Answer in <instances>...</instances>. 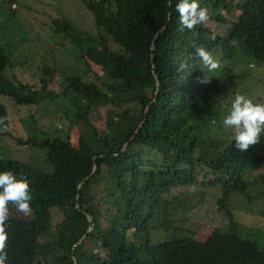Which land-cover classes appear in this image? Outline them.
Here are the masks:
<instances>
[{"label":"trees","instance_id":"1","mask_svg":"<svg viewBox=\"0 0 264 264\" xmlns=\"http://www.w3.org/2000/svg\"><path fill=\"white\" fill-rule=\"evenodd\" d=\"M16 1L21 3L0 0V20L15 19ZM81 2L93 14L95 33L66 16L53 19L52 28L92 80L45 63L48 76L33 82L9 78L4 72L11 60L0 23V96L25 107L62 99L60 108L69 107L73 126H83L85 144L77 145L70 134H49L30 111L10 117L0 101V138L47 149L53 167L46 173L25 161L0 159V171L28 181L32 195L28 213L8 205L9 264H264V246L256 235L242 234L227 205L233 193L251 201L260 195L250 194L257 180H246L245 173L264 160V126L246 150L238 149L225 129L220 135L207 131L226 113L205 118L204 103L217 88L201 83L205 73L193 64L199 63L195 46L221 60L244 53L264 61V0H199L207 22L183 31L176 0ZM225 25L223 35L218 29ZM57 76L61 91L51 86ZM100 107H106L102 130L90 120ZM16 120L27 123V139L7 132ZM100 178L99 191L93 184ZM260 178L264 181V174ZM183 187L201 195L205 187L220 188L218 208L230 229L215 228L198 238L174 227L168 238L153 243L156 215L166 216Z\"/></svg>","mask_w":264,"mask_h":264},{"label":"rangeland","instance_id":"2","mask_svg":"<svg viewBox=\"0 0 264 264\" xmlns=\"http://www.w3.org/2000/svg\"><path fill=\"white\" fill-rule=\"evenodd\" d=\"M13 8L17 10L15 19L0 20L1 43L5 44L11 60V67L4 72L6 76L18 82L23 80L33 82L36 78L48 76L42 71L43 63H45L67 74L76 73L88 80L94 79L92 73L88 74L89 70L85 69L84 63L76 62L71 51L61 44L62 36L52 28L53 19L66 16L73 19L77 27L88 30L92 34L95 33L93 14L85 8L81 0H21V3L18 1L13 3ZM211 25L214 26V24ZM227 27L226 25L221 26L218 32L226 35ZM216 58L220 66L215 72L209 74L208 86L217 88V91L216 94L209 92L211 97L204 103L205 118L220 110L227 113L231 99L236 93L244 94L255 102L264 103V61L254 60L244 53H238L230 60H221V56ZM90 70L95 73L96 69L91 67ZM96 71L100 74L102 81H110L105 73ZM51 78L48 77L50 82ZM56 78L51 86L61 91L60 78L58 76ZM144 81L150 83L151 79L146 76ZM147 91L151 93L152 87H147ZM0 101L6 105L10 117H13L14 113L17 116L30 111L39 118L37 125L41 126L44 131L63 138H67L70 134L74 143L85 146L80 136L83 126H73V117L69 107L65 105L60 108L64 105L62 99L44 100V103L28 107L16 105L6 95H1ZM105 119L106 107H100L99 112L91 116L90 120L102 130L105 128ZM212 125L206 127V130L215 135L223 133L222 123L213 122ZM7 132L22 139H27L29 135L25 121L21 124L16 120L9 126ZM0 159L25 161L46 173H51L53 170L52 165L47 161V149L30 143L18 144L12 136L5 135L0 138ZM260 174H264V160L257 166L247 169L245 173L246 180H253L254 177L257 180L249 190L253 196L260 194L254 198L255 200L251 201L247 196L233 193L229 195L227 205L233 210L235 220L239 223L237 227L240 228L242 234L256 235L254 238L264 246V181L261 180ZM102 180L100 178L94 182L93 186L96 190L100 191L104 188ZM202 192L204 195L185 187L179 189L176 201L165 209L168 210L165 213L166 216H163L164 213L161 212L156 215L155 224L159 227L151 229L153 243L156 244L168 238L174 227L182 228V233H188L189 230L198 238H203L208 231L215 228L230 229L232 224L225 213L218 208L220 188L205 187ZM58 217L59 214L54 215V219ZM163 221H170V223L159 225Z\"/></svg>","mask_w":264,"mask_h":264},{"label":"clouds","instance_id":"3","mask_svg":"<svg viewBox=\"0 0 264 264\" xmlns=\"http://www.w3.org/2000/svg\"><path fill=\"white\" fill-rule=\"evenodd\" d=\"M175 11L178 13V28L181 31L192 30L196 25L203 26L208 20V11L200 6L199 0H176ZM195 56L199 63H193L194 67L205 73L200 82L206 84L209 82V74L219 68V60L203 46H195ZM222 126L231 133L236 147L246 150L249 145L257 142L264 126V103L255 102L244 94L236 93L222 119ZM31 199L28 181L17 179L10 170L0 171V264H9L5 250L8 205L11 203L17 211L28 213Z\"/></svg>","mask_w":264,"mask_h":264}]
</instances>
